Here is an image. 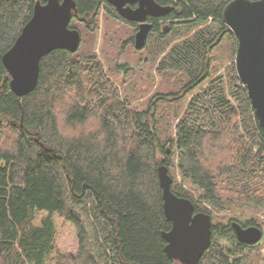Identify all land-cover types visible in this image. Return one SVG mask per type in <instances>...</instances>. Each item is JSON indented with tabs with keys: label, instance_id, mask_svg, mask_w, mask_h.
<instances>
[{
	"label": "trees",
	"instance_id": "1",
	"mask_svg": "<svg viewBox=\"0 0 264 264\" xmlns=\"http://www.w3.org/2000/svg\"><path fill=\"white\" fill-rule=\"evenodd\" d=\"M36 1L0 0V264H180L165 251L163 233L172 224L161 165L173 192L212 217V244L199 264H246L258 244L238 241L232 222H214L220 213L264 210V131L236 69L238 40L222 16L232 0H156L172 11L152 19L147 47L153 57L164 55L159 72L185 80L178 91L154 95L146 109L131 106L97 56L81 50L45 56L36 89L16 96L2 58ZM75 2L87 29L108 3ZM161 21L171 26L161 29ZM223 47L229 64L213 75L215 50ZM188 96L174 114V137L163 143L158 105ZM65 229L77 244L70 255L59 250Z\"/></svg>",
	"mask_w": 264,
	"mask_h": 264
},
{
	"label": "water",
	"instance_id": "2",
	"mask_svg": "<svg viewBox=\"0 0 264 264\" xmlns=\"http://www.w3.org/2000/svg\"><path fill=\"white\" fill-rule=\"evenodd\" d=\"M116 8L124 21L138 25L134 36L137 50L147 46L153 29L150 18L166 17L172 6L156 0H106ZM135 6V7H133ZM223 21L238 40L236 69L245 85L249 99L264 131V0H232L223 10ZM78 17L75 0L36 1L31 19L24 26L12 48L2 58L12 92L22 98L32 93L39 81L42 59L56 50L76 53L82 44V34L70 24ZM168 26L164 30H167ZM158 176L163 190L164 213L172 224L163 233L165 251L180 264H199L212 244L211 215L195 212L190 199L179 197L173 190V178L168 167L161 165ZM237 240L246 245L258 244L263 231L258 226L243 227L233 222Z\"/></svg>",
	"mask_w": 264,
	"mask_h": 264
},
{
	"label": "rangeland",
	"instance_id": "3",
	"mask_svg": "<svg viewBox=\"0 0 264 264\" xmlns=\"http://www.w3.org/2000/svg\"><path fill=\"white\" fill-rule=\"evenodd\" d=\"M110 9L118 15L115 7L108 3L102 4L96 24H91V29L82 24L80 19L74 18L73 26L82 34V44L78 51L95 54L102 63L105 71L112 81L117 85L124 99H128L131 106L138 109H146L154 95L178 91L184 83V76L179 73L168 71H158L160 61L164 55L153 57L151 50L153 45L146 46L142 50H137L134 44L136 34L135 24L116 19L107 13ZM119 16V15H118ZM161 29L170 24V21H161ZM181 33H186L184 26L176 25ZM93 29V30H92ZM192 31L188 34H191ZM171 40V38H169ZM180 39H174L173 43ZM148 45V44H147ZM77 51V52H78ZM228 52L226 47L215 50L214 74H223V63L228 65ZM237 53V52H236ZM236 59V57H235ZM120 65V66H118ZM206 86V84L204 85ZM191 96L175 103H160L158 105V130L163 143L167 139L174 137L176 120L175 112L182 113L189 103ZM169 147V145H167ZM171 147V146H170ZM169 147V148H170ZM171 174L176 176L178 181L184 183L190 190H194L187 181H184L178 174L177 169H173ZM247 220H254L263 231V237L258 246L251 250L246 258V264H264V210L256 208H245L244 210H233L227 213L217 214L214 222L245 223ZM60 252L70 255L76 250L77 244L73 234L64 230L59 239ZM49 264H54L50 262Z\"/></svg>",
	"mask_w": 264,
	"mask_h": 264
},
{
	"label": "flooded vegetation",
	"instance_id": "4",
	"mask_svg": "<svg viewBox=\"0 0 264 264\" xmlns=\"http://www.w3.org/2000/svg\"><path fill=\"white\" fill-rule=\"evenodd\" d=\"M133 7H135V6H133ZM152 19H153V18H150L149 21L153 24V27H154V23H153ZM156 19H157V18H156ZM158 19H159V18H158ZM135 26H136V31H137V30H138V25L135 24ZM170 26H171V25L169 24L168 27H170ZM165 27H166V26H165ZM165 27H164V29H165ZM152 30H153V29H152ZM151 32H152V31H151ZM232 223H233V222H232ZM240 224H241V223H240ZM241 225H242V224H241ZM242 226H243V225H242ZM250 226H256V225H250ZM250 226H243V227L246 228V227H250ZM256 245H257V244H256ZM253 246H254V245H253Z\"/></svg>",
	"mask_w": 264,
	"mask_h": 264
},
{
	"label": "bare ground",
	"instance_id": "5",
	"mask_svg": "<svg viewBox=\"0 0 264 264\" xmlns=\"http://www.w3.org/2000/svg\"><path fill=\"white\" fill-rule=\"evenodd\" d=\"M201 261V260H200Z\"/></svg>",
	"mask_w": 264,
	"mask_h": 264
}]
</instances>
